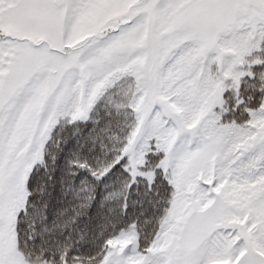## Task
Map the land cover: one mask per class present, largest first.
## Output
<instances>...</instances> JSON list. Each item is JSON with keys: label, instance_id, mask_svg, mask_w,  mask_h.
<instances>
[{"label": "snow or ice", "instance_id": "snow-or-ice-1", "mask_svg": "<svg viewBox=\"0 0 264 264\" xmlns=\"http://www.w3.org/2000/svg\"><path fill=\"white\" fill-rule=\"evenodd\" d=\"M84 7V0H0V207L9 202L13 186L22 182L27 193L14 218L0 219V264L28 261L29 218L34 220L40 207L33 185L37 169L44 172L47 164L46 152L39 160L33 155L39 142L29 146L27 138L13 140L14 127L41 106L45 115L53 109L70 110L81 91L88 98L89 61L97 73L107 67V51L51 46V37L61 26L66 34ZM133 23L103 41L105 49ZM10 30L25 38L8 34ZM260 70L264 56L241 82L256 81ZM223 73L212 66L187 90L178 84L156 95L138 85L137 99L144 97V106L135 114V127L126 133L111 167L95 176L90 165L81 166L97 180L116 168L131 171L128 149L135 137L143 153V164L137 168L140 178L149 187L162 180L169 193L164 225L173 222L178 207L184 209L171 259L154 254L159 243L154 234L147 240L137 236L135 246L129 244L119 255L107 249L101 264H264V165L239 170L233 166L248 153L264 160V101L258 99L264 97V88L254 84L252 94L245 96L239 83L223 87L228 83ZM98 99L89 98V117ZM178 108L183 111L178 113ZM235 201L246 202V207L239 213L242 223L229 226L220 218L234 212Z\"/></svg>", "mask_w": 264, "mask_h": 264}, {"label": "rangeland", "instance_id": "rangeland-1", "mask_svg": "<svg viewBox=\"0 0 264 264\" xmlns=\"http://www.w3.org/2000/svg\"><path fill=\"white\" fill-rule=\"evenodd\" d=\"M84 2L85 7L67 33L65 34L61 26L51 37L54 41L51 46L89 50L93 53L107 51L109 56L106 70L103 72L97 73L93 61H89L87 78L91 80V90L88 98H85L84 94L82 96L81 116L68 122L94 121L97 112L105 109L106 112L113 111L116 115H121L127 121V133L130 128L135 127V114L144 106V97L137 99L138 85L147 86L153 95L178 84L187 90L193 81L199 80L203 72L214 66L217 71L224 70V78L228 83L223 87L231 88L264 56V0H84ZM133 21L132 27L105 49L103 41L117 29ZM8 34L17 38H25L26 35L11 30ZM27 38L38 40L35 36ZM102 76L107 79L102 81L100 78ZM261 78L264 80V70H261ZM96 95L99 99L95 102V107L91 108L89 117L88 109L91 107L89 98L94 99ZM176 111L179 113L183 109L178 108ZM61 115L58 116L56 113L58 118ZM51 123L47 122L48 125ZM53 124L56 126L55 121ZM49 129L44 134L41 132L40 136L34 137V143L36 139H41L33 153L38 160ZM135 139L133 137V143L128 149L129 165L130 172H136L139 176L141 174L137 172V168L143 164V153L135 146ZM260 165H264V160H257L253 153H248L241 156L233 166L239 170ZM20 187L24 191L22 183ZM22 189L21 200L24 199ZM12 191L9 202L0 207L1 219L10 218L11 205L15 201L11 198ZM21 204L22 202L20 206ZM232 206L234 212L222 214L220 218L229 226L242 223L239 213L246 207V202L235 201ZM166 211L156 233L159 243L154 254L171 259L173 243L178 239L177 225L183 222L184 209L178 207L172 217L173 222L167 226L163 223ZM219 242V238H215L214 243ZM135 243L134 231L127 230L112 237L106 250L110 248L113 253L119 255L129 244L134 247ZM221 262L223 261H218L217 264ZM26 264L48 263L28 259ZM98 264H101V260Z\"/></svg>", "mask_w": 264, "mask_h": 264}, {"label": "trees", "instance_id": "trees-1", "mask_svg": "<svg viewBox=\"0 0 264 264\" xmlns=\"http://www.w3.org/2000/svg\"><path fill=\"white\" fill-rule=\"evenodd\" d=\"M243 76L239 86L245 96L252 94L254 84L264 88L261 70L256 81L241 82ZM97 113L94 121L57 126L46 141V170L37 169L33 185L39 212L29 218L27 233L26 252L32 261L98 264L120 232L133 230L136 240H147L159 229L169 198L162 180L149 187L140 175L121 168L101 180L82 170L90 165L95 176L103 175L126 138L128 123L121 115L105 109Z\"/></svg>", "mask_w": 264, "mask_h": 264}, {"label": "crops", "instance_id": "crops-1", "mask_svg": "<svg viewBox=\"0 0 264 264\" xmlns=\"http://www.w3.org/2000/svg\"><path fill=\"white\" fill-rule=\"evenodd\" d=\"M100 78L102 79V81L107 79V77H105V76H102ZM83 94H84L83 91H81L80 95L77 97V100L70 106V107H72L71 110H68V111L63 112V113H58V116L60 114H62L61 117H59V118L56 117L57 112H55L56 110H54V109L49 111L45 115L43 113V106H41V108L38 109L33 116L25 117L24 123L22 125L19 122L17 123V126L14 127V129H13V140L19 141V140L27 138L28 145L30 146L32 143H34V137L40 136L41 132H42V134H44L48 128L51 129L55 126L53 124L54 121L56 122V126H57L59 124L66 123L69 120L72 121V120L78 119L82 114L80 112V108L83 105V101H82ZM47 122H50V123L52 122V123L50 125H48ZM58 122H60V123H58ZM49 130L46 133L47 138H48L52 129L50 130V132H49ZM47 138H46V140H47ZM46 140L44 139V143L46 142ZM36 142L40 143L41 139H36ZM26 148H27V146H26ZM21 183L13 186V188H12L13 191L11 189V191H12L11 198L15 200L14 203L11 205L12 206V212L10 215L11 218H14L13 212H14L15 208L17 206L20 207V202H23V200L20 199V190L22 189L20 187ZM22 192H23V197H24L23 189H22ZM221 264H227V261H223V262H221Z\"/></svg>", "mask_w": 264, "mask_h": 264}]
</instances>
